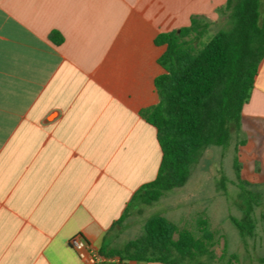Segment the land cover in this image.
<instances>
[{
  "label": "crops",
  "instance_id": "crops-1",
  "mask_svg": "<svg viewBox=\"0 0 264 264\" xmlns=\"http://www.w3.org/2000/svg\"><path fill=\"white\" fill-rule=\"evenodd\" d=\"M220 4L0 0V264H83L77 234L103 264H159L110 255L133 240L137 213L125 214L162 162L142 115L159 102L155 39L193 16L218 23ZM239 132L261 165V180L246 182L264 194V61Z\"/></svg>",
  "mask_w": 264,
  "mask_h": 264
},
{
  "label": "trees",
  "instance_id": "trees-1",
  "mask_svg": "<svg viewBox=\"0 0 264 264\" xmlns=\"http://www.w3.org/2000/svg\"><path fill=\"white\" fill-rule=\"evenodd\" d=\"M262 1L227 0L230 27L207 43L203 40L209 23L201 16H193L190 25L179 32L161 33L155 39L157 46H165L158 60L162 73L155 79L159 102L142 115L156 128L163 157L157 177L135 194L124 218L133 211L141 214L144 207L183 187L206 148H227L233 134L240 131L243 107L264 61ZM49 39L55 44L63 42L59 32ZM235 168L238 174L237 158ZM238 187L243 190L242 217L232 220L245 241L256 235L255 212L261 196L251 192L246 181H239ZM261 219L264 224V213ZM218 244L205 217L191 231L155 215L145 222L143 235L110 255L159 264H235L238 257L229 254L226 246L217 256ZM260 262L264 264V256Z\"/></svg>",
  "mask_w": 264,
  "mask_h": 264
},
{
  "label": "rangeland",
  "instance_id": "rangeland-1",
  "mask_svg": "<svg viewBox=\"0 0 264 264\" xmlns=\"http://www.w3.org/2000/svg\"><path fill=\"white\" fill-rule=\"evenodd\" d=\"M212 1L205 0L209 4H212ZM214 1L221 3L214 11L219 22L215 23L210 18H205L209 27L203 43H207L219 31L230 27L228 17L231 11L227 9V0ZM262 10L264 11V0ZM242 137L243 134L238 131L233 134L227 148L217 146L206 148L183 187L166 193L159 202L144 207L141 214L130 215L129 218L134 223L129 236L136 239L143 235L145 222L155 215L163 216L180 228L191 231L197 228V221L202 216L208 219L210 229L219 239V244L215 248L217 256L222 255L226 246L229 254L237 255L238 260L235 264H262L260 259L264 256V224L261 214L264 213V194H261L257 185L249 188L251 192L261 196L260 206L255 212L257 219L255 237L244 241L232 220L242 217L240 206L241 202L244 205V201L240 196L243 190L238 187L239 181L255 184L262 178L259 171L261 169L259 154L255 156L248 154L239 144ZM236 158L241 166L238 174L235 168Z\"/></svg>",
  "mask_w": 264,
  "mask_h": 264
},
{
  "label": "built area",
  "instance_id": "built-area-1",
  "mask_svg": "<svg viewBox=\"0 0 264 264\" xmlns=\"http://www.w3.org/2000/svg\"><path fill=\"white\" fill-rule=\"evenodd\" d=\"M69 243L83 264L106 263L107 260L100 255L99 251L87 240L84 235L77 234L71 238Z\"/></svg>",
  "mask_w": 264,
  "mask_h": 264
}]
</instances>
